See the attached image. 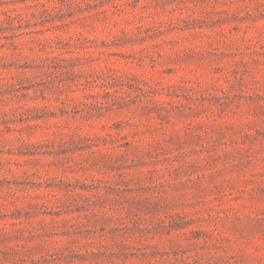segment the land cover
I'll use <instances>...</instances> for the list:
<instances>
[{
    "label": "rangeland",
    "instance_id": "374dc122",
    "mask_svg": "<svg viewBox=\"0 0 264 264\" xmlns=\"http://www.w3.org/2000/svg\"><path fill=\"white\" fill-rule=\"evenodd\" d=\"M0 264H264V0H0Z\"/></svg>",
    "mask_w": 264,
    "mask_h": 264
}]
</instances>
